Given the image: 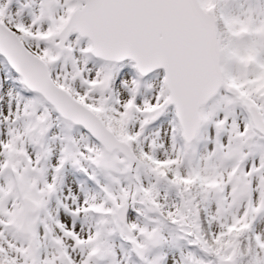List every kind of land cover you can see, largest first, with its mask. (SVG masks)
<instances>
[{"label":"snow or ice","instance_id":"snow-or-ice-1","mask_svg":"<svg viewBox=\"0 0 264 264\" xmlns=\"http://www.w3.org/2000/svg\"><path fill=\"white\" fill-rule=\"evenodd\" d=\"M0 264H264V0H0Z\"/></svg>","mask_w":264,"mask_h":264}]
</instances>
